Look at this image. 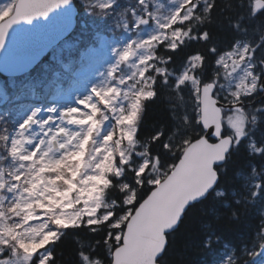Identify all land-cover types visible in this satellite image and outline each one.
Returning a JSON list of instances; mask_svg holds the SVG:
<instances>
[{
  "label": "rangeland",
  "instance_id": "obj_1",
  "mask_svg": "<svg viewBox=\"0 0 264 264\" xmlns=\"http://www.w3.org/2000/svg\"><path fill=\"white\" fill-rule=\"evenodd\" d=\"M121 1L78 0L89 12L100 10L101 23L83 21L79 28L77 24L74 37L62 41L41 62L42 75L26 77V84L8 80L17 85L14 93L5 91L0 78V123L7 122L6 113L12 115L8 120L15 118L4 131L9 159L3 163L0 154V239L5 241L8 235L24 254L40 253L41 263L47 262L45 247L56 237L58 226L82 220L96 224L111 215L104 192L110 175L118 178L123 165L131 163L132 152L138 157L137 173L149 162L135 149L133 136L141 101L151 95L153 50L162 43L173 47L185 37L178 25L190 17L191 9L185 6L189 0H125L126 9L117 13ZM15 2L0 0V20L12 12ZM105 15L109 16L102 21ZM79 19L80 14L77 23ZM82 34L89 39L74 50ZM57 57L55 68L51 63ZM254 62L248 44L221 55L219 93L235 100L257 90L259 66ZM197 63V58L190 60L177 76L179 85L198 90L193 75ZM35 82L42 91L36 90ZM26 90L31 91L28 96ZM15 99L19 101L14 104ZM225 121L235 139L245 137L242 114L232 113ZM71 153L82 165L65 179L66 187H59L44 171ZM262 249L258 253H264ZM25 258L15 255L0 264H26ZM258 259L264 264V255ZM232 260V251L225 249L218 264Z\"/></svg>",
  "mask_w": 264,
  "mask_h": 264
},
{
  "label": "trees",
  "instance_id": "obj_2",
  "mask_svg": "<svg viewBox=\"0 0 264 264\" xmlns=\"http://www.w3.org/2000/svg\"><path fill=\"white\" fill-rule=\"evenodd\" d=\"M254 1L210 0L207 11L184 23L182 30L189 31V38L173 48L163 43L154 48L152 62L156 69L150 71L152 82L148 85L151 95L141 101L133 136L135 149L144 152L148 164L137 173L138 157L132 152L131 163L123 165L121 175L109 177L104 198L110 217L96 224L82 220L78 225L58 226L56 237L45 247L55 260L49 255L45 264H87V260L111 264L112 250L124 230L126 210H133L149 194L154 182L171 170L187 143L204 134L199 123L198 92L187 84L177 85V76L188 61L198 58L193 74L200 84L217 85L218 57L232 50L237 42L247 41L256 47V62L264 68V10L256 12ZM80 15L77 28L83 21L101 23L98 9L89 12L84 8ZM219 99L227 103L222 96ZM232 113L233 110H223L225 118ZM243 115L245 137L216 167V189L189 206L178 228L167 235L160 264H217L225 249L232 251L230 264H262L257 253L264 242V102L247 104ZM11 116L4 117L6 123H0L3 163L9 159L4 131L11 125ZM223 123V133L231 134L225 120ZM251 140L255 143L253 150L248 145ZM79 164L71 153L48 167L46 174L54 176L59 187H66L65 179ZM131 196L134 199L129 204ZM16 245L14 238L7 235L6 243L0 240V253L8 251L9 258L15 256L14 252L22 255ZM36 264L41 263L38 260Z\"/></svg>",
  "mask_w": 264,
  "mask_h": 264
},
{
  "label": "water",
  "instance_id": "obj_3",
  "mask_svg": "<svg viewBox=\"0 0 264 264\" xmlns=\"http://www.w3.org/2000/svg\"><path fill=\"white\" fill-rule=\"evenodd\" d=\"M254 7L261 11L264 2ZM77 14L73 0H17L13 13L0 22V74L16 77L31 71L71 34ZM213 89L205 85L200 91L204 135L186 146L168 175L136 206L111 264H159L167 235L178 228L190 205L216 187L215 167L224 163L233 145L231 137L222 136V109H240L241 104L220 102Z\"/></svg>",
  "mask_w": 264,
  "mask_h": 264
},
{
  "label": "flooded vegetation",
  "instance_id": "obj_4",
  "mask_svg": "<svg viewBox=\"0 0 264 264\" xmlns=\"http://www.w3.org/2000/svg\"><path fill=\"white\" fill-rule=\"evenodd\" d=\"M195 5V7L197 6V8H202L203 4L200 1H195V0H189L188 3H186V8H193L191 7L192 5ZM258 84L259 87L257 88V90H255L254 92L244 95L246 97H243L242 99L239 97L237 99V101H240L243 103V107L246 106L247 104H255L259 101H263L264 102V72L261 74H258ZM243 96V95H242Z\"/></svg>",
  "mask_w": 264,
  "mask_h": 264
},
{
  "label": "snow or ice",
  "instance_id": "obj_5",
  "mask_svg": "<svg viewBox=\"0 0 264 264\" xmlns=\"http://www.w3.org/2000/svg\"><path fill=\"white\" fill-rule=\"evenodd\" d=\"M64 2H67V0H64ZM217 175H218V178H219V173ZM49 255H51L52 260H55L54 254L49 253ZM257 255L258 256L259 255H264V253H257ZM8 258H9V252L8 251H4V252L0 253V262L5 261ZM41 258H42V255L40 253H37L33 257L31 264H36V261L40 260Z\"/></svg>",
  "mask_w": 264,
  "mask_h": 264
},
{
  "label": "bare ground",
  "instance_id": "obj_6",
  "mask_svg": "<svg viewBox=\"0 0 264 264\" xmlns=\"http://www.w3.org/2000/svg\"><path fill=\"white\" fill-rule=\"evenodd\" d=\"M133 212H134V211L131 210V209H127V210H126V213H128V216H131V215L133 214Z\"/></svg>",
  "mask_w": 264,
  "mask_h": 264
}]
</instances>
